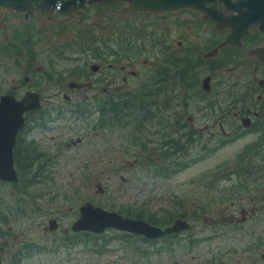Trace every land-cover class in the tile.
Instances as JSON below:
<instances>
[{"label":"rangeland","instance_id":"374dc122","mask_svg":"<svg viewBox=\"0 0 264 264\" xmlns=\"http://www.w3.org/2000/svg\"><path fill=\"white\" fill-rule=\"evenodd\" d=\"M94 7L67 16L54 13L29 20L15 14L1 22L0 100L5 93L18 97L27 90L41 93L45 109L43 113L51 114H46L45 118L41 112L29 114L20 140L36 145L37 151H33V157L41 155V152L46 154L43 158L47 159L45 172L50 173L51 177L39 175L31 182L28 180V183L22 177L24 173L18 170V180L0 179V264H12L11 260L18 259L19 254L21 258L16 264L185 263L179 258L188 256V244L183 240L174 243L172 255L167 243L162 251L156 253L158 244L150 246L148 241L138 240L141 235L137 233L125 231L132 235L121 240L113 238L123 232L113 227L97 234L95 231V234L75 231L72 226L80 217V206L87 202L124 216L142 218L158 226L163 224L149 220V213L169 217V211L181 207L188 216L193 208L207 205L208 202L206 211L211 214L216 212L211 206H231V211L236 213L242 208L254 207L255 213H248L254 214L253 235L252 231L240 232L236 242L238 247H243L252 237L254 241L257 240L264 233V179L253 182L249 177L235 178L233 175L247 168H258L244 164H253V160L241 161L239 158L246 145L263 138L258 136L261 131H247L232 142L223 143L226 136L245 129L241 122L237 123L238 126L225 123L230 134H224L217 127L218 138L208 139L209 132L202 131L198 135L193 131L189 135L193 138L185 140L183 136L173 135L176 127L172 130L166 127V110L170 107L167 101L163 113L159 115L155 111L157 105L153 93L157 63L164 64L168 60L170 65V51L185 55L187 50V55L193 61L204 57L203 53L211 50V45L200 49L199 54L187 47L201 45V39L206 45L209 37L204 36L210 32L205 28L195 31L192 21L182 22L179 27L181 22L163 20L150 13L134 16L123 6L117 12L110 5ZM143 28L151 31L146 34ZM25 35L31 38L22 48L20 44L25 42ZM85 38H90V44H79L80 41L85 42ZM180 39L185 40L181 47ZM93 45L101 46L100 52L94 53L90 49ZM28 46L32 48L33 55L29 54ZM104 46L109 49L105 55ZM246 54L221 48L216 56L210 57L211 60L219 55L222 57L219 66H212L220 71L214 83L217 89H225L232 95L236 106L243 105L246 99L252 103L262 100L264 104V87L259 83V79L264 78V68L255 69L256 59L253 57V62ZM110 62L118 69L125 65L124 72L117 76L116 82H112V92L118 91L116 84L121 89L128 87L133 95V104L141 108L135 116L123 119L117 126L97 128L95 122L102 113L88 84L101 77L103 72L115 73ZM93 64H98V67L94 69ZM46 70L53 73L52 78L47 77ZM124 75L126 80H123ZM246 78L255 80V90L244 87ZM163 81L162 78L161 83ZM72 82H81L83 86L71 88L68 84ZM102 85L98 84L95 89L99 97L103 94ZM64 93L71 95L69 101L64 98ZM260 93L261 100L258 99ZM77 102L89 106L86 117L67 109L61 115L57 108H51L69 107ZM254 107L262 108L258 105ZM190 110L191 113L196 108ZM206 114L210 113L205 107L200 113L197 112L194 125H203ZM40 120H44L45 124L37 125ZM194 135H198L199 140ZM169 137H173V142H168ZM38 160L41 161L40 157ZM164 163L168 166L164 167ZM223 164L228 165L220 166ZM226 167L234 180L221 181L219 175L214 176V173H224ZM26 177L30 178L31 173ZM247 183L250 184L248 189ZM180 200L181 205L178 204ZM254 200L260 201L262 206ZM135 209H144L148 214L132 215ZM187 216L174 217L179 218L176 220L180 222L179 227L185 226L182 219ZM55 218L57 227L51 229L49 227L55 224ZM202 222L200 217L197 223ZM140 250H147L148 254L141 256ZM28 251L32 253L29 256L26 255ZM249 256L250 253L239 254L238 264H264V245L253 251L257 262H250ZM175 259L180 262L175 263Z\"/></svg>","mask_w":264,"mask_h":264},{"label":"flooded vegetation","instance_id":"af4514ba","mask_svg":"<svg viewBox=\"0 0 264 264\" xmlns=\"http://www.w3.org/2000/svg\"><path fill=\"white\" fill-rule=\"evenodd\" d=\"M46 1L50 2V4L48 5L50 6V8H46V6H44L43 8H36L33 12H31L29 9H14L11 10L12 14L9 16V19L15 14H17L18 16H23L26 20L36 17L40 18L41 16L54 13H64V15H70L75 11H85L87 9L91 10L92 8H96L94 6H101L102 4L110 5L111 8L114 9V12L121 11V8L123 6L127 12H133L134 16L143 14L141 10L129 7V1L127 0H121L116 4L110 3L109 1H86L82 6L72 7L71 9L64 8L66 2H64L63 0H38V2L43 3L44 5H46ZM55 2H61V5L57 6ZM218 5L224 8L221 2H219ZM116 6H118V9L116 8ZM178 11L179 12H167L165 14L153 15L159 16L163 20L168 19L170 21L176 20V23L181 22L179 27H181L182 22L192 21L195 31L200 30L201 28L207 29L210 33L204 36L209 37L206 45L201 39V45L195 44L192 47L188 46L187 48L192 50V52H194L195 54H199L200 49L204 50L207 47H210V45V48L212 49L204 52V57L198 58L195 61H193L187 55V50L185 51V55H183V52L176 54L174 53V51H170L168 53V59H171L170 65L157 63V67L154 73V78L156 74L157 79L155 80L156 85L153 100L157 107H167L166 101L168 102V105L170 104L169 110H166V127L169 128V130H172L176 127L172 133L173 135L177 134L180 136H184V134L191 135L193 131H196L199 135V133L206 129L209 131L210 135L208 139H211V137L218 138V133L216 132L217 127H219L224 134H230L225 128V123H229L231 125L236 124V126H238L237 123L241 122V125L245 129L244 131L238 133L236 132L237 134L255 130L261 131L258 132V134L264 138V104H262V100L260 99L262 98V94L260 93L258 95V99L261 101L257 100V103H252L250 99H246L244 100L243 105L238 104L236 106V103L234 104V101L232 100V95L227 93L225 89H217L216 83H214V78L219 76L220 71L218 70V68L212 66H219V63L222 59L221 55H219L218 58H214L212 60L209 59L210 57L216 56V53H219V50L221 48H225V50H234L247 53L246 55L248 56V58H250L251 61H255L253 57L256 59L257 63L254 65L255 69H257L258 67L264 68V50L261 49L264 45V32H262L258 28V24L252 23L250 25V31L243 33L238 40L234 39L233 42H228L218 49L220 42H222L230 32V29L232 28L230 25L218 27L216 26L215 22L209 20L201 12H197L189 8ZM226 11L228 10L226 9ZM2 21H4L3 18ZM182 43H185L184 39L179 40L180 47ZM108 52V46H104V55ZM205 60L211 61L205 62ZM98 63L99 65H101L100 62ZM109 64L110 67L115 70V73L109 74L103 72L101 77L98 76L95 78V80L89 82L88 85L94 91L92 97L96 98L97 100L101 97H105L106 99H108V101H116L117 98L120 97V99L122 98L123 101H125L124 97L122 96L125 92L128 93V87H124L121 89V86L119 84H116V90L118 91L113 93L111 89L112 82H116L117 76H119L120 73L122 74L124 72L125 65H122L121 68L118 69L113 65L112 62H110ZM92 66L94 69H96L98 67V64H93ZM134 73L136 74L137 72L134 71ZM175 73L177 74V76L175 75ZM164 74L166 76L167 84L165 86L168 93L167 97H165V99H162L157 95L164 87V84L161 83V75ZM255 77L256 75L254 76V78ZM123 80H126L125 75L123 76ZM254 81L253 79L246 78V84L244 85V87L247 86L252 89V91L255 90L257 86L254 87ZM101 83L103 84L101 88L103 94L99 97L100 94L95 91V89H97L98 84ZM184 83L186 84V87ZM259 83L264 87V78L259 79ZM68 85L71 88H82L83 83L72 82ZM124 86L126 85L124 84ZM64 96L68 99H71L70 94L68 97V95L66 96L64 93ZM129 97L130 96H128V98ZM256 105L262 108L254 107ZM204 107L209 109L210 114H206L204 116L205 123L200 127H197L194 125L196 121L195 116L197 115V112L200 113ZM191 108H196V110L190 113ZM187 112H189V114L186 117L185 114ZM29 114L30 112H28L26 116L28 117ZM109 123L110 117L108 116L105 118L104 124L107 126ZM21 133L22 131H20L19 133L20 138L18 137V141H20L21 139ZM196 136L194 135V137ZM231 136L232 135H228L225 139L230 140ZM75 142L76 140L74 141V143ZM168 142H173V137H169ZM70 143L72 142H69V144ZM262 147L264 148V145ZM227 165L228 164H223L220 166ZM261 179H264V177L260 178L258 182H261ZM252 199H255V197L252 196ZM254 201L258 202L261 205L260 201ZM262 204L264 206V196ZM208 206L209 202L207 205L193 208V212H190L191 215H188L186 218V220L190 222L188 227L166 234L169 235L167 237H165L166 235H164L161 237L153 238V241H155V243H158L164 238L168 239V249H170L172 255L173 245L175 242H179L181 240L186 242L188 244V250L190 252H186L188 256H186L185 258L179 257L181 260L185 261L184 264H238V255L241 254L243 256L244 254L247 255L248 253H250V262H257V258L253 256V251H256L257 249H261L263 247L264 233H262V236H260L255 241L252 237V239H250L248 243L243 247H238V243L236 242L240 232L252 231L251 234L253 235L254 214L248 213H255L256 209L254 207H249L247 209L242 208L239 213H236L231 211V206H211L212 210L214 209L216 211L214 214H211L210 212L206 211ZM261 206H259L258 208H261ZM200 217H202L203 222L198 224L197 220ZM259 220H261V217L259 218ZM155 250L156 253H158L159 247L157 246ZM174 262L176 263L180 261L178 259H175Z\"/></svg>","mask_w":264,"mask_h":264},{"label":"water","instance_id":"95a60500","mask_svg":"<svg viewBox=\"0 0 264 264\" xmlns=\"http://www.w3.org/2000/svg\"><path fill=\"white\" fill-rule=\"evenodd\" d=\"M66 2L65 9H71L78 5H83L86 1H119V0H63ZM129 6L138 10H176L179 7L189 6L191 8H199L204 11L205 16L216 21L218 27H224L229 24V20H237L236 31L233 29L232 33H235V37L238 40L243 33L247 32L249 26L252 23L259 25L260 29L264 31V0H127ZM208 1H212L210 5ZM221 1L226 8L237 11L236 13H230L226 15L224 11L219 10L217 2ZM35 2V3H34ZM46 5L38 2V0H0V14L5 10L14 9H29L33 12L36 8H50L48 6L50 2L46 1ZM57 6L61 5V2H55ZM260 17V18H259ZM263 17V18H262ZM233 28V27H232ZM230 34L222 44L230 41L233 42V38ZM264 50V46H262ZM264 57V54H263ZM16 102L22 104L17 110L18 123L14 126L11 133L8 136V144L5 150V159L0 161V179L2 180H17L18 173L14 163V144L16 141V135L18 130L24 125V112L29 109L39 108L41 106L40 93L33 90H27L21 99H18L14 94H3L0 100V114L6 113L7 107L3 105L9 102ZM2 118V117H1ZM6 160V161H5ZM5 161V162H4ZM80 217L73 224L74 230H90L95 232H102L108 227H114L119 230H127L132 232H143L148 236H157L166 231L181 228L177 222L173 226L166 227L165 229L152 223L141 219L124 216L123 214L106 209L100 205H95L92 202H87L80 206ZM55 224L51 225V228L56 227V219H53ZM51 220V221H53Z\"/></svg>","mask_w":264,"mask_h":264},{"label":"trees","instance_id":"16d2710c","mask_svg":"<svg viewBox=\"0 0 264 264\" xmlns=\"http://www.w3.org/2000/svg\"><path fill=\"white\" fill-rule=\"evenodd\" d=\"M76 27V25H73ZM143 30H145L146 34H148L149 31H151L150 29L147 28H143ZM25 37V42L20 44L22 48H25V45H27V43L29 42L30 38L28 35L23 36ZM19 38V37H17ZM21 38V37H20ZM86 41L79 44L82 45H88L90 44V38H85ZM89 39V41H88ZM92 40V39H91ZM17 41V40H16ZM104 43V42H102ZM29 49V54L33 55V50L30 46H28ZM21 48V49H22ZM100 48L101 46L97 45V46H91L90 49L92 51H94V53H98L100 52ZM168 62V60H167ZM164 63L165 65H167L168 63ZM47 74H48V78H52L53 77V73L50 72L49 70H46ZM164 79V81L162 82V84H164V87L162 88V90L158 93L157 96L161 97L162 99H165V97H167V88H166V76L165 75H161V79ZM155 93V90H154ZM153 93V95H154ZM122 96V94H121ZM128 96H130L128 98ZM132 93L130 91L125 92L123 94L122 97H124L125 101H121L120 97L117 98L116 101L114 100H110L108 101V99H106L105 97H102L100 99H98L99 105H98V109L100 110V112L102 113V116L98 119L99 122V127H105L106 125L104 124V120L106 117L110 116V123L107 125L109 127H114L119 125V123L125 119L128 118L129 116H135L136 111L139 110V108L141 107H137L133 104V97L131 98ZM126 97V98H125ZM67 101H69L68 99H66ZM155 103V102H154ZM144 104H142L141 106H143ZM51 108H57L58 113L63 115L65 112V109L71 111V112H76L78 116H84L86 117L89 114V106L87 105V103H81V102H77L76 104L69 106V107H63V106H58V107H51ZM166 106H164V108L162 107H156L155 111H157L159 113V115L161 113H163V111L165 110ZM45 109H43V107L37 111L32 112V114H37L38 112L42 113V116H44V118L46 117V114L50 115L51 113H43ZM143 111V110H141ZM106 116V117H105ZM45 124L44 120H40L37 125H43ZM184 139L185 140H190L191 138H193V136H188L187 134L184 135ZM197 138V137H196ZM197 140H199V138H197ZM231 140V139H230ZM227 141H224L223 143H225ZM264 145V138L260 139L259 141L255 142L254 144L250 145L249 147H247L243 154H242V160L243 159H250L253 160V164H249L244 163L246 165H254L257 166L258 168H252V169H246L245 171L242 172H236V175L231 174L230 172L228 173V168H225V171L223 173H214V176L217 174L220 176L221 181L222 180H227L230 179V181L234 180L232 178H241L243 176L245 177H249L253 182H258V180L262 177H264V148L262 147ZM36 149V145L33 143H28L27 141H25V143H23L21 140L18 141L17 143V147H16V161H17V166L19 171L22 172V177L24 178V180L26 182H28V180L31 182L32 180H35L37 178V176L39 175H44L47 178L51 177L50 173L45 172L46 171V161L47 159L43 160L44 155L46 156V154L41 152V155H36L33 157V151ZM37 151V149L35 150ZM188 151H192V150H188ZM193 152V151H192ZM37 153V152H36ZM245 156H250L249 158H244ZM40 157L41 161L38 160ZM263 164V166H262ZM168 166L167 163H164V167ZM25 171V172H24ZM31 173V177L27 178L26 175H29V173ZM224 174V176H223ZM232 175L234 177H232ZM39 180V179H38ZM41 181V179L39 180ZM42 182V181H41ZM29 183V182H28ZM248 184V183H247ZM250 187V184H248L247 189ZM243 192H241L240 194H242ZM179 205L182 204V200H180L178 202ZM174 211H169L170 212V216L169 217H160L159 215H157L156 213H149L151 215V218L149 220L151 221H155L157 220L158 222H160L161 224H168L170 223L174 217L176 216H183L186 217L187 214L184 210V208L181 207H175L173 208ZM131 214V213H130ZM145 214H148V212L144 209H135V211L132 213V215H136V216H145ZM168 214V213H167ZM157 222V223H158ZM85 233H90V231L85 232ZM92 234H95L92 233ZM97 234V233H96ZM129 235H132L130 233H126L125 231L121 232L119 235L117 234L116 237L113 238H118V239H127V237ZM136 235V234H135ZM169 235H166L165 237H167ZM97 238V235H96ZM138 240H142V242L148 241L150 243V246H152L153 244H155V241H153V239L150 238H146V237H142L140 236L138 238ZM166 243L168 244V239H163L161 241H159L158 243V247H159V251H162L163 246L166 245ZM141 256H145L147 255V250H140ZM32 253L30 251H28L26 253V255H31ZM20 255V254H19ZM18 256V259H14L11 260L12 264H16V262L18 260H20L21 257Z\"/></svg>","mask_w":264,"mask_h":264},{"label":"bare ground","instance_id":"6f19581e","mask_svg":"<svg viewBox=\"0 0 264 264\" xmlns=\"http://www.w3.org/2000/svg\"><path fill=\"white\" fill-rule=\"evenodd\" d=\"M236 22H237L236 19L235 20H233V19L229 20L228 25L233 27L232 31H233V29H235V31H236V28H235ZM232 31H231V33H232ZM235 33H237V32H235ZM235 33H232L233 35L231 36V38L236 39ZM21 106H22V104L16 103L13 101L9 102L8 104L3 105V107H7V111L5 114H3V116L0 114V161L5 159V150H6L7 144H8L7 139H8L9 134L11 133L12 129L14 128V126L18 123L17 110Z\"/></svg>","mask_w":264,"mask_h":264}]
</instances>
